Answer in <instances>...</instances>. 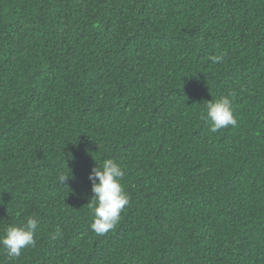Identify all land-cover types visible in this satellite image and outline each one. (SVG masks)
Wrapping results in <instances>:
<instances>
[{
    "label": "trees",
    "instance_id": "16d2710c",
    "mask_svg": "<svg viewBox=\"0 0 264 264\" xmlns=\"http://www.w3.org/2000/svg\"><path fill=\"white\" fill-rule=\"evenodd\" d=\"M109 158L129 203L98 235ZM29 217L0 264H264V0H0V238Z\"/></svg>",
    "mask_w": 264,
    "mask_h": 264
},
{
    "label": "clouds",
    "instance_id": "9594fccd",
    "mask_svg": "<svg viewBox=\"0 0 264 264\" xmlns=\"http://www.w3.org/2000/svg\"><path fill=\"white\" fill-rule=\"evenodd\" d=\"M223 55L211 57L213 63L223 60ZM206 119L210 122L209 131L216 133L229 126H236L232 103L226 96L209 101L206 104ZM123 170L119 163L113 159H105L99 167H94L89 174L91 182L92 199L89 208L93 214L92 230L103 235L116 227L121 212L129 203V196L121 184ZM60 181L65 183L67 176H61ZM38 221L29 217L26 223L19 226L11 225L6 228L5 234L0 238V245L7 251V255L18 258L22 250L35 246V230ZM59 232L53 233L52 239H57Z\"/></svg>",
    "mask_w": 264,
    "mask_h": 264
}]
</instances>
